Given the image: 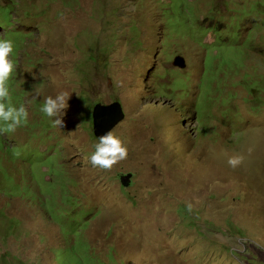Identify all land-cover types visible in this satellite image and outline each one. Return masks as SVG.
Segmentation results:
<instances>
[{
    "label": "rangeland",
    "instance_id": "obj_1",
    "mask_svg": "<svg viewBox=\"0 0 264 264\" xmlns=\"http://www.w3.org/2000/svg\"><path fill=\"white\" fill-rule=\"evenodd\" d=\"M0 36L27 112L0 132V264H264V0H0ZM60 91L61 127L39 110ZM114 101L128 152L100 169L90 111Z\"/></svg>",
    "mask_w": 264,
    "mask_h": 264
},
{
    "label": "clouds",
    "instance_id": "obj_2",
    "mask_svg": "<svg viewBox=\"0 0 264 264\" xmlns=\"http://www.w3.org/2000/svg\"><path fill=\"white\" fill-rule=\"evenodd\" d=\"M41 39H43V36H41ZM13 46V38L8 36H0V132L3 133L14 132L19 126H22L26 122L27 116L24 104L20 103L19 101L13 103L12 100L10 77L14 73V63L13 60L9 58V54L12 53ZM35 98L36 97L34 96L33 99ZM68 98L69 94L64 91L57 92L55 95H47L42 98L39 110L45 117L49 119L53 126H62V116L64 115V110L68 106ZM93 106L91 107V111ZM61 113H63V115H61ZM95 139L96 142L92 146L93 151H91L87 157L88 162L93 167L109 169L119 160L126 158L128 152L127 145L123 143L122 140L116 136L112 130L104 131ZM248 151L251 152L252 149L249 148ZM243 159L244 157L240 154L229 155L227 157V164L234 168L240 165ZM233 254H235V252H233Z\"/></svg>",
    "mask_w": 264,
    "mask_h": 264
},
{
    "label": "water",
    "instance_id": "obj_3",
    "mask_svg": "<svg viewBox=\"0 0 264 264\" xmlns=\"http://www.w3.org/2000/svg\"><path fill=\"white\" fill-rule=\"evenodd\" d=\"M172 66L184 69L186 68V60L183 56H176L172 61ZM92 116V133L95 138L106 130H112L120 122L125 119V112L122 104L119 101L110 104L97 103L91 111ZM120 181L123 186H127L130 182V175L120 176Z\"/></svg>",
    "mask_w": 264,
    "mask_h": 264
},
{
    "label": "trees",
    "instance_id": "obj_4",
    "mask_svg": "<svg viewBox=\"0 0 264 264\" xmlns=\"http://www.w3.org/2000/svg\"><path fill=\"white\" fill-rule=\"evenodd\" d=\"M191 35H193V33H190ZM217 41H218V39L216 40V43H217ZM90 108V107H89ZM85 217L86 218H88L89 217V213H87L86 215H85ZM53 221V220H52ZM228 229H229V231L231 232V230H232V227H231V225H229L228 226ZM62 230V229H61ZM236 233L237 234H239L240 233V230H237L236 231ZM72 254H73V256L75 257V258H77V259H75L74 257H72V256H69V255H61L60 253H56L55 254V261L56 260H58V261H60V263H62V264H82L81 263V260H79V258H80V253H79V251H73L72 252Z\"/></svg>",
    "mask_w": 264,
    "mask_h": 264
}]
</instances>
